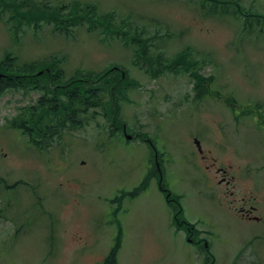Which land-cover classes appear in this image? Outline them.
<instances>
[{
	"label": "rangeland",
	"instance_id": "rangeland-1",
	"mask_svg": "<svg viewBox=\"0 0 264 264\" xmlns=\"http://www.w3.org/2000/svg\"><path fill=\"white\" fill-rule=\"evenodd\" d=\"M60 1L74 0L37 3L55 8L63 6ZM76 1L114 11L117 21L130 17L131 30L139 27L147 41L138 47L131 41L140 37L128 35L129 45L116 40L104 47L94 31H87L89 23L71 26L69 36L54 29V22L37 34L27 26L14 34L5 12L0 60L6 54L20 64L60 58L68 78L121 65L122 77L127 74L135 83L120 100L122 121L128 134L151 140L110 137L109 123L94 108L80 114V128L68 129L59 143L40 153L6 123L41 93L0 95V264H101L116 247L118 264H202L197 248L173 224L158 187L156 152L164 187L183 196L182 216L208 232L217 264H232L239 249L237 264H254L257 251L264 252V221L242 219L219 202L264 201V28L250 29L254 16L264 14V0ZM236 6L247 14L235 16ZM181 51L209 82L203 101L195 100L197 81L179 57L177 73L159 70ZM155 72L158 76L151 77ZM194 138L216 159L208 170H199V158L207 160L197 158ZM218 164L231 168L234 187H212L216 182L209 173ZM148 173L149 188L134 196ZM124 191L128 195L113 204ZM252 233L262 236L251 239Z\"/></svg>",
	"mask_w": 264,
	"mask_h": 264
},
{
	"label": "trees",
	"instance_id": "trees-1",
	"mask_svg": "<svg viewBox=\"0 0 264 264\" xmlns=\"http://www.w3.org/2000/svg\"><path fill=\"white\" fill-rule=\"evenodd\" d=\"M60 2L63 3L62 7L51 8L47 2L39 6L37 0H0V14L8 12L9 22H7L14 34L22 30L24 26L33 29V33L37 34L45 26L54 22V29H59L69 36L71 26L76 27L89 23L87 30L102 35L103 39L105 37L108 39L113 31L120 32L125 28L122 23H114V12H100L97 6L89 2L81 3L76 0L71 1L70 4ZM235 2L237 0H234V4ZM241 7L242 9L236 6V13H233L235 16L247 14L244 7ZM263 15L254 16L257 20L253 23L251 30L259 26L262 31L264 23L259 19L264 18ZM138 30L136 28L134 31H128L127 35L139 36L138 41L136 39L132 41L137 42L136 46L140 47L143 40L141 32L144 35L145 32ZM177 57L180 58V64L185 72L195 77L197 81L196 101H202L208 95V85L205 84L204 77L199 74L195 63L187 61L189 57L187 52L179 53L174 59L168 60L169 63L165 67L177 72ZM116 67L120 68V66H111L102 71L74 74L68 78L61 67L60 58L20 64L17 58L6 54L4 59L0 60V95L9 91L31 92L36 90L41 93V97L35 104L22 108L19 113L8 120L7 126L26 136L29 144L38 150H49L61 141L68 129L76 130L84 124L79 121L80 114H87L91 108L101 107L107 121L113 119L114 131H120L123 122L120 115V100L135 84L128 81L127 74L126 78H123L124 71L117 70ZM40 71H42L41 74H39ZM152 75H157V73H152ZM149 177L150 175L134 190V196L148 188ZM162 188L165 187L162 185ZM118 200L120 199L117 197L115 201ZM169 202L175 216L176 226H178L177 219L179 220V217L184 219L181 216V197L171 195ZM191 224L184 221L181 227L186 228L187 232L195 231L196 226ZM118 251L119 247L112 248L102 264H118Z\"/></svg>",
	"mask_w": 264,
	"mask_h": 264
},
{
	"label": "flooded vegetation",
	"instance_id": "flooded-vegetation-1",
	"mask_svg": "<svg viewBox=\"0 0 264 264\" xmlns=\"http://www.w3.org/2000/svg\"><path fill=\"white\" fill-rule=\"evenodd\" d=\"M220 174V178L218 179L220 187H231L230 181L228 180V175L226 174L225 170H218ZM229 203H232L231 205L234 207L236 212L245 220H251L259 222L261 221V218L258 215H255L258 211L264 212L263 208L260 204L254 205V204H247L245 199L242 200H231ZM257 203H261L257 201ZM242 252H239L237 256H242ZM257 255L255 256V259L258 264H264L263 254L262 250L257 251Z\"/></svg>",
	"mask_w": 264,
	"mask_h": 264
}]
</instances>
